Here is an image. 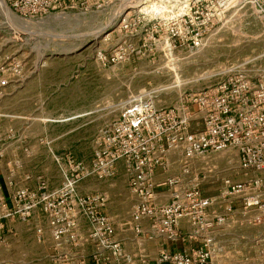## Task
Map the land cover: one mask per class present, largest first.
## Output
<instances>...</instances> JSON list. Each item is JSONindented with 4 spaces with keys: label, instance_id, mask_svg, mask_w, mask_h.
<instances>
[{
    "label": "rangeland",
    "instance_id": "obj_1",
    "mask_svg": "<svg viewBox=\"0 0 264 264\" xmlns=\"http://www.w3.org/2000/svg\"><path fill=\"white\" fill-rule=\"evenodd\" d=\"M127 5L118 2L106 11L74 12L66 15L68 19L52 16L21 21L16 18L19 23L31 24V28L36 26L27 31L8 16L13 32L2 35L12 43V51L25 60L26 77L0 92V182L6 188L5 205L15 211V195L22 188L45 186L49 192H55L70 183L73 192L56 199L55 212L36 211L41 219L38 230L18 224V217L5 218L8 210L2 208L0 200V264H154L167 245L177 244L164 237L150 240L136 235L132 215L137 203L134 207L129 205L124 200L126 194L120 205L113 201L111 213L106 214L111 195L104 191V183L115 176L83 177L92 166L95 141L100 130L119 118L136 99L151 100L158 109L173 110L178 108L183 91L215 85L227 68L261 66L264 20L251 7L218 13L213 22L201 27L199 49L179 48L171 56L164 47L153 50L143 47L146 33L127 37L119 29L117 17ZM98 31L100 37L96 38ZM125 41L136 47L135 53L126 60L113 62V50ZM100 53L108 57V63L99 60ZM58 118L64 120L56 132L70 130V144H67L70 154H58L53 160H35L32 153L36 137L51 134L54 126L47 122ZM59 146L64 148L66 144L60 141ZM227 157L234 159L233 168L223 166L222 159ZM178 158L176 154L170 156L167 172L159 176L160 180L181 175ZM214 158L220 165L219 172L199 171L202 166L198 164L191 176L202 180L205 197H217L224 191L226 178L235 182L245 178L237 172L235 153L218 154ZM34 173L41 176H31ZM125 180L128 188V175ZM34 181L38 182L32 187ZM112 194L116 199L120 196L114 191ZM99 195L106 199L102 208L78 205L79 198ZM167 196V191H161L159 203H166ZM227 204L222 202L212 212L223 213ZM119 208L121 212H114ZM96 213L98 217L108 218L114 228L107 244L93 221ZM52 221L57 222L62 232L59 238L54 234L57 228ZM142 227L145 233L150 229L147 222ZM212 237L217 264H264V224L246 222L240 210L216 228ZM114 243L120 245L117 254Z\"/></svg>",
    "mask_w": 264,
    "mask_h": 264
},
{
    "label": "built area",
    "instance_id": "obj_2",
    "mask_svg": "<svg viewBox=\"0 0 264 264\" xmlns=\"http://www.w3.org/2000/svg\"><path fill=\"white\" fill-rule=\"evenodd\" d=\"M118 2H127L118 17L119 29L127 37L146 36L143 47H164L173 55L179 48L197 50L202 45L201 27L213 22L218 13L236 7H251L264 20V0H0V92L25 80L26 63L12 51V43L2 34L13 32L8 16L21 21H39L74 12L106 11ZM136 47L127 41L113 50L112 61L126 60ZM171 58V57H170ZM104 64L108 57L99 54ZM178 111V113H176ZM236 154V169L245 178L223 180L224 191L205 197L202 180L191 176L194 167L219 172L215 156ZM179 155V177L157 179L167 172L170 156ZM234 167V159H222ZM122 164L129 176V187L137 199L132 222L136 235L170 242H191L185 251L163 250L154 264H217L212 232L237 211L246 222L264 224V63L251 68L232 66L213 86L180 94L178 108L158 109L153 101L136 99L112 123L104 126L95 141L94 159L83 177L109 179ZM164 172V173H163ZM192 178V179H191ZM75 183V182H74ZM73 192V184L49 192L45 186L19 189L16 209L5 218L28 221L37 210L53 213L56 199ZM167 191V202L159 203V193ZM223 213L212 212L222 202ZM104 196L78 199L80 207L105 206ZM1 205V204H0ZM57 215V214H56ZM94 214L93 221L107 241L114 228L108 218ZM229 217V218H228ZM150 229L144 232L142 223ZM184 224L189 228L185 230ZM57 238L62 234L52 221ZM0 232V240H1ZM115 254L120 245L114 243ZM151 264V263H148Z\"/></svg>",
    "mask_w": 264,
    "mask_h": 264
},
{
    "label": "crops",
    "instance_id": "obj_3",
    "mask_svg": "<svg viewBox=\"0 0 264 264\" xmlns=\"http://www.w3.org/2000/svg\"><path fill=\"white\" fill-rule=\"evenodd\" d=\"M63 118H58V119H54V120H50L47 122V124H51L50 126H54L51 127L50 132H52L51 134H44L40 137H36V147H35V152L32 153V156L34 157L35 160H42V159H55V157L58 154H62V155H66L68 156L70 154V147L67 144H70V130L68 131H63V132H56L55 129H57V127L59 126V124L61 122H63ZM44 122V121H43ZM43 124H46V122H44ZM59 131V130H58ZM24 140H27L26 138ZM61 141V143L66 144V146L64 148L59 146V142ZM25 142V141H24ZM37 148V149H36ZM170 163V160L168 161ZM25 174H27V172H25ZM24 174V175H25ZM41 176V174H31V176ZM125 169L123 167V165L120 163L117 165L116 167V175L112 180H108L105 181V188L104 191L111 195V202H108V204L106 205V214L107 211L110 212V206H112V204H121V200H122V196L126 194V198H124V200H126V202H129V205H133V207L135 206V204L137 203V199L133 196V194L130 192L129 190V186L127 188V183L126 180L125 182L123 181V178L126 177L125 176ZM162 176V175H160ZM159 180V177L157 178ZM34 186H36L38 181H34ZM5 185L2 184V182H0V194H1V198L3 199V206L8 207V205H5L4 200H7V196H4L5 192ZM80 189V187H79ZM3 190V191H2ZM114 191V193H119L120 196L118 197V199H116V196H112V192ZM114 201V203H112ZM125 202V203H126ZM121 212L122 208L119 209H115V211ZM111 213V212H110ZM40 213L36 211L34 212L33 216L28 220V221H22L20 219L18 224H25V225H29L31 227V229H36L38 230L40 228V223H41V219L39 218ZM14 220V219H13ZM40 222V223H39ZM4 227V224H2V228ZM185 230L189 231V228L184 224ZM4 231L2 230V233ZM193 244L191 242H179L176 245H167L166 248L169 251H185L188 250Z\"/></svg>",
    "mask_w": 264,
    "mask_h": 264
},
{
    "label": "bare ground",
    "instance_id": "obj_4",
    "mask_svg": "<svg viewBox=\"0 0 264 264\" xmlns=\"http://www.w3.org/2000/svg\"><path fill=\"white\" fill-rule=\"evenodd\" d=\"M54 18L55 19H61V18H67V16L66 15H61V16H54ZM70 18V17H69ZM68 19V18H67ZM11 21H13L14 22V24H17V26H20V28L21 29H23V30H29L30 28H31V24H29V23H26V22H22V23H19V21H17V19L15 18V17H11ZM57 21V20H56ZM44 22H47V21H44ZM77 22H78V20H77ZM81 22V21H80ZM31 23V22H30ZM40 23V22H39ZM42 23V22H41ZM65 23V22H64ZM72 25V24H71ZM12 27V26H11ZM36 26H34L33 28H35ZM40 27V26H39ZM33 28H31V29H33ZM14 29V28H13ZM19 31H20V29H19ZM96 33H99V31L98 32H96ZM96 38H99L100 37V33L97 35V36H95Z\"/></svg>",
    "mask_w": 264,
    "mask_h": 264
}]
</instances>
